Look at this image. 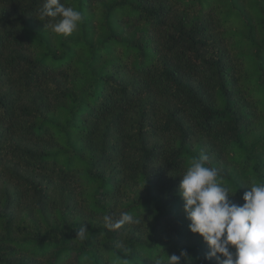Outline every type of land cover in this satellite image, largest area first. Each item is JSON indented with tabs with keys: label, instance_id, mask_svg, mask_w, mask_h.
Returning <instances> with one entry per match:
<instances>
[{
	"label": "trees",
	"instance_id": "16d2710c",
	"mask_svg": "<svg viewBox=\"0 0 264 264\" xmlns=\"http://www.w3.org/2000/svg\"><path fill=\"white\" fill-rule=\"evenodd\" d=\"M44 2L0 0V264H216L179 185L264 183V0H61L68 37Z\"/></svg>",
	"mask_w": 264,
	"mask_h": 264
},
{
	"label": "clouds",
	"instance_id": "9594fccd",
	"mask_svg": "<svg viewBox=\"0 0 264 264\" xmlns=\"http://www.w3.org/2000/svg\"><path fill=\"white\" fill-rule=\"evenodd\" d=\"M39 15L40 21L47 18L46 27L64 37L71 36L84 21L81 11L61 0H45ZM208 160L203 152L192 158L179 185L189 231L202 237L209 249L206 259H215L216 264H264V183L252 182L242 197L244 203H232L229 197L236 192L230 194L218 170L207 166ZM103 220L113 230L136 222L128 212L118 219L105 215ZM87 231L85 225L81 226L77 237L83 239ZM182 260L191 264L186 251L167 255L166 264H181ZM155 264L165 261L157 258Z\"/></svg>",
	"mask_w": 264,
	"mask_h": 264
}]
</instances>
